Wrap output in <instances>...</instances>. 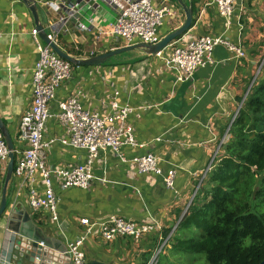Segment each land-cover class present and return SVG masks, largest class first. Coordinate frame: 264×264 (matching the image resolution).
Masks as SVG:
<instances>
[{"label": "crops", "instance_id": "obj_1", "mask_svg": "<svg viewBox=\"0 0 264 264\" xmlns=\"http://www.w3.org/2000/svg\"><path fill=\"white\" fill-rule=\"evenodd\" d=\"M182 1L190 5L193 18L184 38L221 36L224 41L241 46L245 56L234 59L225 46H218L212 53V64L197 70L182 84L174 82V75L164 68L162 59L147 55L142 49L127 51L123 57L121 53L101 66L73 65L71 77L56 91V101L78 93L82 108L108 111L110 95L118 90V102L127 103L133 109L127 123L133 129L136 142L142 145L122 147L125 159L146 153L158 155L164 161L162 169H173L175 179L174 189L168 190L161 178L136 174L128 162H120L115 154L107 152L100 156L93 167L94 180L89 190L70 188L57 194L59 220L70 240L84 229L80 219L94 222L109 215L137 223L152 218L161 230L148 239L161 237L167 229H171L168 235L171 236L210 170L214 153L221 152L219 143L254 77V69L264 56V0H235L229 26L209 0ZM170 2L177 19L164 22L158 30L160 39L184 22L177 0ZM99 8L104 10L98 12L102 18L110 19L114 14L112 10ZM40 11L45 15L44 9L37 6L42 24ZM32 29H35L33 18L21 0H0V118L14 146V164L16 152L24 148L18 136L19 120L29 109L32 98L31 80L36 60L30 36ZM94 38V32L82 34L72 29L70 34L60 36L58 42L62 51L79 59L92 57L90 53L97 56L140 44L137 40L129 43L107 36L96 43ZM72 40L79 42L77 53L69 48ZM170 52L171 47L165 48L162 54L167 56ZM49 108L55 111V103ZM62 134L61 124L50 119L43 135L44 141H53L45 149L46 164L83 163L85 152L63 147L57 140ZM5 172L0 165V200ZM16 181L11 178L7 185L5 214L17 211L30 220L40 235L56 238L54 225L47 223L46 215L32 213L26 195L21 194L16 203L12 202ZM23 228L27 229L21 225L20 230ZM20 238L24 237L6 231L4 221H0V257L5 263L11 264V247ZM151 243L142 248L129 238L116 237L105 242L91 236L81 250L87 264H144L152 249Z\"/></svg>", "mask_w": 264, "mask_h": 264}, {"label": "built area", "instance_id": "obj_2", "mask_svg": "<svg viewBox=\"0 0 264 264\" xmlns=\"http://www.w3.org/2000/svg\"><path fill=\"white\" fill-rule=\"evenodd\" d=\"M31 1L44 9L49 33L44 26L42 28L59 48H61L58 42L60 36L70 34L72 29L82 34L94 32L96 43L103 36H107L129 43L137 40L146 45H155L161 40L158 30L164 22L171 18L177 19V13L171 7L170 0ZM209 1V4L216 8L225 25L229 26L235 0ZM101 5L113 11L114 14L110 19L102 18L98 14L104 11L99 8ZM104 25L107 27L104 28ZM186 33L166 47H171L169 55L163 56L162 51L165 48L155 54L163 60L164 68L174 75L176 84L189 81L197 70L212 64V53L218 46H225L234 59L245 56L241 46L232 45L224 41L221 36L202 35L187 40L184 38ZM30 36L36 52L31 80L32 98L29 109L21 116L18 124V136L24 148L16 152L12 178L17 181L12 202L16 203L19 196L24 194L32 213L46 215L47 223L55 227V237L64 242L65 253L68 254L71 264H87L81 248L91 236H98L105 242H111L116 237L129 238L134 244H138L149 235L159 233L161 226L150 217V220L147 217L145 222L137 223L109 215L94 222L87 218L80 219L79 224L84 229L71 240L67 237L59 220L57 194L70 188L89 190L94 180L93 167L100 156L111 152L120 162H128L136 174L161 178L168 190L174 189L175 171L163 170L162 157L153 153L135 156L128 161L125 159L121 151L122 147L137 148L142 145L136 142L133 129L127 123L128 115L133 109L127 103L121 105L118 102L117 98L120 96L118 90H114L110 95L108 111L97 112L82 108L78 93L56 101V91L71 77L73 66L60 58L50 45L40 38L37 30L32 29ZM77 44L79 42L75 40L68 43L74 53L78 52ZM90 56H93V53H90ZM51 103H55V111L50 110ZM236 115L237 112L233 119ZM50 119L58 121L64 129V134L57 139L63 147L85 152L83 163L54 166L46 164L45 149L53 141H44L43 135ZM228 131L226 129L219 148L224 144ZM217 153L218 150L214 153L213 160ZM7 162L8 150L0 133V165L4 171ZM161 239L159 237V240ZM165 242L166 240L163 243ZM38 245L43 247L42 242ZM1 261L3 264H8L5 260Z\"/></svg>", "mask_w": 264, "mask_h": 264}, {"label": "trees", "instance_id": "obj_3", "mask_svg": "<svg viewBox=\"0 0 264 264\" xmlns=\"http://www.w3.org/2000/svg\"><path fill=\"white\" fill-rule=\"evenodd\" d=\"M227 135L175 229L195 237L172 234L168 242L178 251L203 254L205 264H259L264 260V71Z\"/></svg>", "mask_w": 264, "mask_h": 264}, {"label": "water", "instance_id": "obj_4", "mask_svg": "<svg viewBox=\"0 0 264 264\" xmlns=\"http://www.w3.org/2000/svg\"><path fill=\"white\" fill-rule=\"evenodd\" d=\"M21 1L28 7L35 24V30L39 32L40 38L45 43H48L60 58L70 62L75 66H101L112 57L133 49H142L147 55H155L157 52L162 51L164 48H166L175 39L182 37V35L191 28L193 21L190 5H186L182 0H177L184 13V22L177 29L168 33L157 44L146 45L140 43L128 47L117 48L101 55L87 57L85 59H77L72 55H69L66 52L62 51L54 42L49 39L48 35L42 28V24L39 21L36 4L31 0ZM256 76L257 74L253 77L243 99L239 103L238 109L236 111L237 113L241 108V105L243 104V101L246 98ZM233 120L234 119L232 118V121ZM232 121L230 122L229 126L231 125ZM228 128L227 130H229ZM0 133L3 136L6 148L8 150V162L6 165L5 179L0 200V221H4L6 231H11V233L24 237L17 239L11 247L9 256L11 264H13L14 262H17V264H71L68 254L65 253V244L60 238H50L44 235H40L38 231L34 229L30 220H26V216H21L17 211L12 210L11 213H8L7 215L5 214V211L7 209V185L12 178L14 168V146L9 132L7 131L6 126L1 118ZM28 222H30L29 226L27 225ZM21 225L23 227H27V229L24 230L23 228V230H20ZM175 228L172 230V232L175 230ZM39 242L43 243V247H40L38 245ZM259 264H264V260Z\"/></svg>", "mask_w": 264, "mask_h": 264}, {"label": "rangeland", "instance_id": "obj_5", "mask_svg": "<svg viewBox=\"0 0 264 264\" xmlns=\"http://www.w3.org/2000/svg\"><path fill=\"white\" fill-rule=\"evenodd\" d=\"M101 7L110 11V9H108V7H106L105 5H101ZM39 13L41 16L42 25L45 27L46 32L49 33V29L46 27L47 18L45 17L42 11H40ZM121 55L123 57L127 55V53L125 52ZM258 71L259 73L257 74ZM263 71H264V56L262 57L260 62L257 64L256 69H254L253 74L254 76L257 74L256 79H259ZM227 139H228V135L224 139V143L227 141ZM150 236L151 235H149V237ZM161 237H162L161 240H159V236L156 237V239L155 238L148 239L147 237V239H144L140 243L135 244L136 246L142 247V246H145L153 242L151 243L152 249L150 250V253L148 255L149 257H145L144 264H149V263L151 264H205V256L203 254H191V253H185V252L178 251L173 248V244L170 241L168 242L170 236L164 238V235H162ZM193 237L195 236L190 230L178 229L174 231L172 238L183 240V239H189ZM165 240L166 242L163 243Z\"/></svg>", "mask_w": 264, "mask_h": 264}]
</instances>
